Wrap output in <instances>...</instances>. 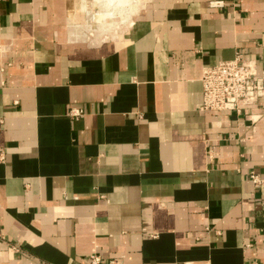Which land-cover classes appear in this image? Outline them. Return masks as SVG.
Wrapping results in <instances>:
<instances>
[{
    "label": "crops",
    "instance_id": "crops-1",
    "mask_svg": "<svg viewBox=\"0 0 264 264\" xmlns=\"http://www.w3.org/2000/svg\"><path fill=\"white\" fill-rule=\"evenodd\" d=\"M85 1L0 0V264H264V104L199 108L205 67L264 69V0H94L84 51Z\"/></svg>",
    "mask_w": 264,
    "mask_h": 264
},
{
    "label": "built area",
    "instance_id": "built-area-1",
    "mask_svg": "<svg viewBox=\"0 0 264 264\" xmlns=\"http://www.w3.org/2000/svg\"><path fill=\"white\" fill-rule=\"evenodd\" d=\"M224 0H211L210 7L223 8ZM6 49L0 43V57ZM11 63L8 62L7 66ZM5 67L1 66V71ZM203 99L199 105L202 111H231L243 115L252 125H256L262 118L261 112L254 111L264 104V69L259 70L256 61L247 59L242 53L229 60H223L216 65L207 66L202 74ZM263 106V105H261ZM81 107L70 110L72 117L83 115ZM249 178L257 186H264V176L257 172H250ZM91 264H123L117 259L103 260L101 255L92 253ZM249 264H262L252 261Z\"/></svg>",
    "mask_w": 264,
    "mask_h": 264
},
{
    "label": "rangeland",
    "instance_id": "rangeland-1",
    "mask_svg": "<svg viewBox=\"0 0 264 264\" xmlns=\"http://www.w3.org/2000/svg\"><path fill=\"white\" fill-rule=\"evenodd\" d=\"M81 0H78L80 3ZM121 3H129L130 0H116ZM153 0H146L145 4L148 2L152 3ZM111 2V1H110ZM144 4V5H145ZM124 5V4H123ZM127 6V5H126ZM123 6L122 8H119L118 11L115 13H122L123 11L127 10V7ZM79 5L77 6V8ZM86 9V10H85ZM85 9L77 10L76 13L72 17H69V25L66 27L65 37L68 39V44L75 45L73 47L80 48L82 50H86L88 48H94V46L99 45L105 41V38L109 34H104L101 30V26L97 20H90V15L87 14L89 10L98 9V4L94 0H86L85 1ZM113 14V16L115 15ZM116 16V15H115ZM119 19H121L119 17ZM118 20V19H117ZM110 22L111 19H108ZM90 24V28H88ZM88 25V26H87ZM125 26V25H124ZM70 32H75L76 36L73 37V35L70 36ZM94 33V34H92ZM64 37V38H65ZM72 37V38H70ZM71 39L75 40L72 41ZM112 38H108L107 40H110ZM71 42V43H70Z\"/></svg>",
    "mask_w": 264,
    "mask_h": 264
},
{
    "label": "bare ground",
    "instance_id": "bare-ground-1",
    "mask_svg": "<svg viewBox=\"0 0 264 264\" xmlns=\"http://www.w3.org/2000/svg\"><path fill=\"white\" fill-rule=\"evenodd\" d=\"M109 1H111V2H115L116 0H109ZM99 2H100L101 4H104V3H105V1H103V0H99L98 3H99Z\"/></svg>",
    "mask_w": 264,
    "mask_h": 264
}]
</instances>
